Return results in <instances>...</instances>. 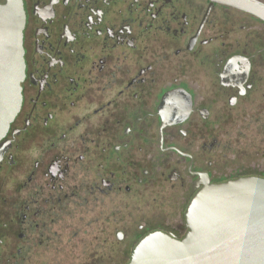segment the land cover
<instances>
[{"label": "flooded vegetation", "instance_id": "obj_1", "mask_svg": "<svg viewBox=\"0 0 264 264\" xmlns=\"http://www.w3.org/2000/svg\"><path fill=\"white\" fill-rule=\"evenodd\" d=\"M19 1L0 264L82 250L106 264V249L128 251L126 264L149 233L181 239L204 177H244L215 178L219 127L239 106L264 108V19L237 3L264 0Z\"/></svg>", "mask_w": 264, "mask_h": 264}, {"label": "water", "instance_id": "obj_2", "mask_svg": "<svg viewBox=\"0 0 264 264\" xmlns=\"http://www.w3.org/2000/svg\"><path fill=\"white\" fill-rule=\"evenodd\" d=\"M237 3L264 19V11ZM22 26L20 1L0 4V139L22 102ZM201 185L185 210V235L176 239L149 233L126 264H264V178L244 176L210 184L204 177Z\"/></svg>", "mask_w": 264, "mask_h": 264}, {"label": "rangeland", "instance_id": "obj_3", "mask_svg": "<svg viewBox=\"0 0 264 264\" xmlns=\"http://www.w3.org/2000/svg\"><path fill=\"white\" fill-rule=\"evenodd\" d=\"M232 116L228 124H222L219 127L220 147L217 152L215 178L227 179L237 176L264 178V108L259 107L258 103L251 108L239 106L233 110ZM93 233L94 230L90 228L89 237ZM109 239L113 237L110 235ZM90 249L99 252V249L94 246ZM120 255L116 258L115 254L106 249V264H111L110 258L115 261L114 264L125 263L129 252L122 251ZM92 256L93 253L82 250L72 254L61 253L55 260L52 254L39 253L28 264H96Z\"/></svg>", "mask_w": 264, "mask_h": 264}]
</instances>
